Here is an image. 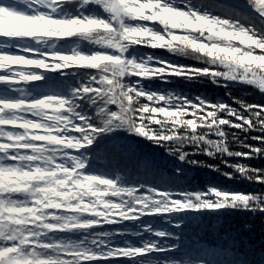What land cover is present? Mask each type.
<instances>
[{"label": "trees", "instance_id": "16d2710c", "mask_svg": "<svg viewBox=\"0 0 264 264\" xmlns=\"http://www.w3.org/2000/svg\"><path fill=\"white\" fill-rule=\"evenodd\" d=\"M14 1L21 4L17 10L27 14L10 12L13 8L8 7V1L0 0V37H4L0 43L7 46L12 59L20 62L13 64L0 54V68L13 73L9 79L18 86L19 91L15 97L23 103L7 111L0 106V116L5 112H15L17 117H21L9 120L13 123L7 125L5 131L21 130L28 126V120L23 117L30 119L32 113H21L20 108L33 107L25 97L39 96L47 91L43 85L58 89L62 87L59 78L62 75L87 80L89 76L106 71L110 84L119 79L135 84L145 94L155 93L163 97L161 100L148 101L145 96V103L152 107L158 117L168 114L179 116L182 110L187 122L193 121V132L197 128L206 130L204 137L197 136V140L216 141L215 148L212 143H206L207 152H201L198 144L177 145L174 154L173 150L164 147V141L157 143L156 137L125 134L121 131L114 136L106 134L99 138L88 157L96 179L101 184L127 190L114 197L111 204L119 205L120 197L125 202L130 197H142L143 201L137 200L136 208L125 209L129 211V218L124 219L123 223L118 214L113 212L107 214L108 222L105 223V205H99L94 212L87 213L101 217L88 227L103 232L105 237L103 243L91 245L94 249L91 264H117L120 260H126V263L148 261L155 264H264V144L256 139L264 135V128L239 129L226 125L223 128L225 135L217 137L214 133L216 129L203 127L213 106L230 107L248 115L245 111L247 106L264 104V92L255 84L248 83L257 78L264 80V41L260 40L259 35L249 38V41L241 39L245 47L256 49L255 52L249 51L239 56L228 49L227 53L224 52L227 66L223 68L224 74L214 83L216 73L209 72L202 61L190 58L179 50L169 52L167 48L157 46L177 43L178 40H171L172 35L181 37L186 31H193L183 27L182 20L176 21L177 27H173L170 22L137 20L141 27H149L152 31L145 36L134 34L139 42L125 50L123 55L76 56L72 54L73 50L83 53H103L105 49L112 53L118 50L78 36L47 32V29L60 28L61 25L42 24L43 31H31L41 24L34 22L33 13L39 8L38 4L35 0L30 3ZM177 3L180 5L177 8L183 11L186 9V12L198 9L211 16H221V19L238 18L246 25H251V20L256 32L264 33V27L254 15L240 14L237 17L233 5L223 0H175V5ZM39 10L41 13L49 11L43 8ZM76 12L77 9L72 7H64L62 12L58 8L59 15L48 18L81 19ZM5 20L9 24L7 28ZM166 27L173 28L170 35L164 33ZM238 34L228 37L238 39ZM156 35L162 36V40L156 41ZM145 40L150 42L144 43ZM207 53L210 58L220 55L219 51L214 53L207 50ZM242 56L249 59L241 60ZM128 60L133 63L129 64ZM105 64L111 67L105 69ZM136 64H140L141 68H136ZM31 68H37V78L21 80L20 71ZM84 69L91 71L86 72ZM193 70H200L204 75H190ZM39 73L47 77L43 85L40 81L44 77ZM165 99L175 101V104L165 105ZM181 99L182 109L176 107ZM202 101L205 103L202 104ZM230 115L232 123H237L239 117L235 113ZM219 118L228 119V115ZM178 127L183 129V125ZM47 131L44 128H30L29 138H39L41 142L58 139L55 136L49 137ZM250 146L260 147L262 151L255 153ZM16 151L30 152L31 149L17 148ZM180 152L185 153V159L180 158ZM11 154L15 155L13 149ZM209 189H215V192L209 193ZM187 193H203L200 199L205 203H196L195 198L185 201ZM150 196L155 197L150 202L157 204L161 196L167 197L166 208L146 210ZM221 201L233 203L230 205ZM124 243L127 250L116 248L117 252L113 251L114 247ZM79 255L83 257L85 254L81 252Z\"/></svg>", "mask_w": 264, "mask_h": 264}, {"label": "clouds", "instance_id": "9594fccd", "mask_svg": "<svg viewBox=\"0 0 264 264\" xmlns=\"http://www.w3.org/2000/svg\"><path fill=\"white\" fill-rule=\"evenodd\" d=\"M251 3L252 0H249ZM39 8L33 13L37 17L41 15L40 8L48 9L42 2L37 3ZM179 3L175 7H179ZM253 6H255L253 4ZM79 10L78 4L75 6ZM63 11V8H60ZM47 13V11L43 12ZM81 19L69 20L71 25L62 24L60 28L47 29V32L61 33L65 36H78L82 39L108 45L118 52L109 53L107 49L103 53H83L73 50L72 54L123 55L125 50L138 43L134 38L133 29L141 28L139 22L128 16L113 17L111 13L102 11L96 15H85L80 12ZM95 20V23L92 21ZM40 27H43L40 24ZM231 31L233 37L237 32L241 34L238 39H231L227 35L219 36L217 33ZM172 27H166L164 33L170 35ZM251 33V35H249ZM259 35L264 41V33L258 34L251 25L231 18V23L218 24L213 32L206 30L186 31L177 43L157 45L167 48L169 52H179L198 61H202L209 72H215L213 78L224 74L226 67L224 49L235 51L242 55L256 49H249L241 43V39L256 38ZM149 43V40L143 41ZM191 43L203 45L205 51L201 53L199 47L192 48ZM211 48L215 53L220 50L219 57L210 58L207 49ZM151 59V57H149ZM132 64V60H128ZM141 68L140 64L135 65ZM105 69L111 65H103ZM90 72L91 69H84ZM146 72L147 69H144ZM28 73L26 76L25 73ZM179 74V70H177ZM44 77L40 83L43 85L47 79ZM190 75L202 77L204 73L193 70ZM230 75V73H229ZM37 78V68L22 69L20 79L28 80ZM62 87L51 91L42 92L39 96L25 97L32 105L31 108H20L21 113H32L28 120V126L21 130L5 131L4 135L11 138L14 146L15 161L9 162L6 149H0L3 171L0 172V217L3 224L4 239L15 235L19 238V264H80L81 259L90 258L94 249L93 243H103L104 233L88 227L96 223L101 217L88 215L94 212L99 205L103 208L104 222H108L109 212L117 213L121 218H129V211L137 207L136 201H143L142 197H130L127 202L120 197V204H111L114 197L122 191L120 187L101 184L96 179L92 170L91 160L88 157L99 138L106 134L117 135L119 132L131 133L144 137H156V142L164 141V147L174 151L176 146L199 145L201 152H207L206 142L197 140L205 135V129L193 132L181 110L179 116L171 114L157 116L152 107L145 103L148 101L164 99L161 96L145 94L135 84L116 79L114 83H108L110 79L105 71L103 74L89 76L87 80L72 78L69 75L59 77ZM20 104L23 103L19 100ZM39 101V103H36ZM165 105L175 104V101L164 100ZM183 100L176 104L182 109ZM15 112H5L0 120H16ZM183 125L181 130L178 126ZM30 128H44L49 137L58 139L41 142L39 138L30 139ZM180 137V138H177ZM215 148V144L212 145ZM17 148H27L31 151H16ZM185 153L180 152V158L185 159ZM195 163V161H189ZM209 193L215 189H209ZM109 195H103V193ZM203 193H187L185 201L195 198L196 203L205 201L200 197ZM155 197H149L146 210H164L168 199L161 196L160 203H151ZM232 204L233 201H221ZM111 204V206H107ZM236 206H239L236 204ZM87 234V235H85ZM73 237H80L79 239ZM65 252L76 253L65 259L61 254ZM83 252L81 257L78 253Z\"/></svg>", "mask_w": 264, "mask_h": 264}, {"label": "snow or ice", "instance_id": "6c2138e0", "mask_svg": "<svg viewBox=\"0 0 264 264\" xmlns=\"http://www.w3.org/2000/svg\"><path fill=\"white\" fill-rule=\"evenodd\" d=\"M25 3H30L32 0H24ZM36 3L41 2V0H35ZM42 2L48 7L49 11L47 13H41L39 17V23L44 25H54L59 26L62 24H69L73 22L69 19H57V18H48L56 17L59 15L58 8L72 7L77 9L75 6L78 4L79 10L76 14L79 15L80 12L88 13V15H95L102 11H107L111 13L113 17L128 16L133 20L137 21H152V22H170L173 27H177L176 21L182 20L183 27L192 30H204L207 29L208 32H213L218 24L229 23L231 18L221 19V16H211L207 12H200L198 9L192 11L189 9L187 12L177 9L175 7V0H42ZM253 4L255 6H253ZM150 10V11H149ZM233 10L236 11L237 17L240 14H251L254 15L256 20L259 21L260 25L264 27V0H252L250 3L249 0H235L233 5ZM10 12L17 13L18 15H26L27 13L23 10L10 9ZM35 11V10H34ZM239 20L238 18H235ZM34 22H37V17L34 16ZM96 21L93 20L92 23ZM249 23L255 28V24L250 20ZM9 26L8 21L5 20V28ZM31 31H43L42 27L33 28ZM152 29L149 27H141L138 29H133L135 35L145 36ZM219 36H230V32H224L223 30L217 33ZM4 37H0V40H3ZM156 41H161L162 36L156 35ZM181 37L172 35L171 40L176 41L180 40ZM192 48L199 47L200 51H205L203 45H196L191 43ZM209 52L212 49H207ZM220 51V50H217ZM228 52L227 49L223 50ZM0 54L4 56L5 59L9 60L11 63L15 64L17 60L12 59L11 53L9 52L6 45L0 43ZM241 60L249 59V57L242 56ZM23 63H31L32 61H22ZM13 73L7 71L6 69L0 68V106H3V110L7 111L13 108H16L20 101L16 99L15 93L19 91L18 86L14 85V82L9 79ZM29 79L35 80L36 77H30ZM248 83L255 84L259 87L262 92H264V80L259 78L255 80L248 81ZM46 90L51 91L54 88L51 85H43ZM39 103V101H36ZM202 104L205 102L202 101ZM248 112V115H244L242 112H237L233 108H225L222 105H216L212 107V110L207 114V119L205 120L203 127L208 129H216L214 131L217 137H222L225 135L223 128L226 125H231L232 127L239 129H256L264 128V104L256 106H247L245 109ZM235 113L239 119L238 122L233 124L230 114ZM2 114V113H0ZM228 115V119H220L219 117ZM13 123L9 120H0V149H6L9 153L7 160L9 162L15 161V155L11 154L13 145L11 144V138L4 135V128ZM188 124L191 126L193 121H188ZM198 130V128H197ZM211 131V130H209ZM211 137V136H208ZM199 138V137H198ZM262 144H264V135L256 137ZM219 140V139H217ZM206 143L215 144L216 141L208 139ZM252 151L255 153H260L262 149L260 147L250 146ZM211 155V153H209ZM0 156H3V152L0 151ZM183 158V157H181ZM4 162L0 160V166ZM3 171V168L0 167V172ZM243 171V169H241ZM240 199H250V198H240ZM211 206V205H210ZM223 206V205H220ZM0 217V221H2ZM3 224L0 223V264H19V238L15 235L9 236L7 240L4 239L3 233ZM61 255L65 256V259L69 255L62 253ZM79 255V253H78ZM109 258H112L109 256ZM92 257L86 258L83 261H80V264H91Z\"/></svg>", "mask_w": 264, "mask_h": 264}, {"label": "rangeland", "instance_id": "374dc122", "mask_svg": "<svg viewBox=\"0 0 264 264\" xmlns=\"http://www.w3.org/2000/svg\"><path fill=\"white\" fill-rule=\"evenodd\" d=\"M8 1V7L9 8H15V9H19V8H21V4L20 3H17L16 1H14V0H7ZM177 8V7H176ZM178 9V8H177ZM197 10V9H196ZM195 9H193L192 11H196ZM185 12H186V9L184 10ZM230 33H231V31H229ZM238 36L240 37L241 36V34H238ZM250 39H247L246 41H249ZM116 248H121L120 249V251H125V250H127L126 249V244L124 243V244H119V246L117 245L116 247H114V249H113V251L114 252H117V250H116ZM127 253V252H126ZM120 262H122V263H120ZM120 262L119 263H117V264H145V263H148V264H155V263H150V262H148V261H146V262H144V261H139V262H130V263H126V260H120Z\"/></svg>", "mask_w": 264, "mask_h": 264}, {"label": "water", "instance_id": "95a60500", "mask_svg": "<svg viewBox=\"0 0 264 264\" xmlns=\"http://www.w3.org/2000/svg\"><path fill=\"white\" fill-rule=\"evenodd\" d=\"M226 4L234 5L235 0H223Z\"/></svg>", "mask_w": 264, "mask_h": 264}]
</instances>
